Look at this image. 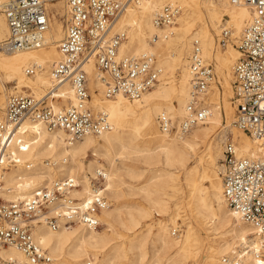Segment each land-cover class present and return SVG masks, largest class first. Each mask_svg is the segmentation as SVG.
I'll list each match as a JSON object with an SVG mask.
<instances>
[{
    "label": "bare ground",
    "instance_id": "obj_1",
    "mask_svg": "<svg viewBox=\"0 0 264 264\" xmlns=\"http://www.w3.org/2000/svg\"><path fill=\"white\" fill-rule=\"evenodd\" d=\"M42 1L45 3L44 6L54 10L51 18L56 20L58 14L53 2L58 0ZM5 2L6 0H0V9ZM128 2L124 8L125 16L118 21L123 11L112 26V32H120L124 35L122 31L124 27L130 28L125 40L118 47L119 58L148 55L149 51L159 49L161 44L176 43L174 46L176 54L171 56V61L161 58L160 54L154 56L155 59L157 58L156 66L160 70L158 83L136 100H128L122 95L107 98L104 95L100 72L94 60H89L84 68L90 94L89 104L94 112L107 115L112 129L98 136L87 135L81 140L70 141L66 133L58 130L48 131L41 122H23L6 147L5 153L15 164L11 170L0 168V196L8 202H23L30 199L32 194L45 184L69 176L77 179L81 185V189L73 190L71 196L82 199L90 193L88 176L84 174L85 169L89 172L95 170L91 177H94L97 171H101L105 175V193L107 192L116 204L112 210H108L109 204V207L98 215L99 223L103 226L102 233L97 231L98 227L88 228L78 223L68 227L62 226L61 220L57 221L59 224L57 230H52L43 219L33 222V239L47 250L50 258L48 264H83L85 260L96 264H186L191 252L196 255L200 250L198 233L189 222L185 223V230L179 239H171L168 231V227L175 226L180 218L182 206L181 203L176 202L175 197L180 191L179 179L183 174L189 205L199 219L207 221L205 225L208 233L215 236L213 246L207 247L205 264H221L219 258L221 260L222 256H230L235 248H244L249 242L252 249L259 248L264 241L253 227L227 206L223 198L222 180L217 174L218 171L221 176L222 172L221 164H217V160L221 158L219 148L221 141L218 137L211 139L214 131L224 120L225 128H229L237 144L235 147L239 156L259 158L264 152L262 144L253 142L244 133L235 129L233 126L235 107L230 102L232 84L230 87L229 81L230 79L233 81V66L240 55L237 48L228 43L237 45L244 28L251 20V10L241 1L233 3L231 0H215L204 4L206 21L217 34L215 37L221 40L224 31L229 35V41L221 52L215 48L214 37L208 35L198 0H128ZM164 3L169 4L165 6L177 8L178 14L170 25L162 27L156 26L154 20L165 6L155 14L152 20L153 26L148 27L150 31L154 29L149 40L155 46L149 48L145 42V29L141 25L148 14L151 15ZM129 4L138 7V10L130 8ZM224 16L228 17L229 21L220 29L221 19ZM50 21L48 15V27L43 33L45 38L43 46L8 53L3 49L8 38V28L3 13H0V51H2L0 107L3 105L6 84L13 83V90L24 94L26 93L19 92V89L21 85H26L32 90L31 95L35 98L46 96L54 87L49 68L60 59L56 48L62 28L50 24ZM196 24L200 28L198 32L193 33L189 48L188 37L192 35L190 32ZM229 25L234 31L228 28ZM177 28L178 32H175L174 29ZM228 29L233 31L232 35ZM235 35L240 36L237 38ZM195 40L200 42L202 56L213 63L214 68L215 83L207 95L209 116L206 123L201 125L203 127L190 135H164L158 129V115L166 114L177 119L176 115H179V118L185 115L190 91L188 58ZM213 51H216L215 62L207 55ZM185 55L187 57L184 62ZM57 56L58 58L53 60ZM172 66H179L181 69L178 80L171 76ZM28 67L37 68L32 77L25 75V69ZM41 69L43 72L38 74ZM216 82L221 85V93L215 89L218 88ZM56 88L55 94L62 98L64 107L74 102L68 82L60 83ZM219 99L221 108L218 105ZM160 102L165 103L166 107L163 108ZM5 106L6 101L0 110H5ZM52 108L54 111L63 109L59 105ZM4 110L0 113V119L4 115ZM202 148H204L201 151L202 156H199ZM89 150H92L91 156L96 159L84 166L82 160ZM123 155H135L150 169L151 179L140 190L146 207L119 204L120 177L116 162ZM100 158H104L108 164L107 172L102 165H99ZM193 160H196L197 165L190 167ZM47 162H51L54 167L49 166ZM97 167L103 168L95 169ZM152 213L161 219L155 225L147 224L151 220ZM165 220H168L169 224ZM175 230L173 227L171 234ZM172 236L176 235L172 234ZM190 248L194 249L190 250ZM0 258L5 261L4 264L11 262L27 264L24 254L13 245L0 247ZM239 264L261 263L247 253L240 259Z\"/></svg>",
    "mask_w": 264,
    "mask_h": 264
},
{
    "label": "built area",
    "instance_id": "obj_2",
    "mask_svg": "<svg viewBox=\"0 0 264 264\" xmlns=\"http://www.w3.org/2000/svg\"><path fill=\"white\" fill-rule=\"evenodd\" d=\"M231 1H241L252 12L251 20L235 46L240 56L233 66V126L264 147V0ZM65 3L64 31L57 47L60 59L50 72L54 87L42 98L13 93L6 99L4 115L0 119L2 169L15 164L5 151L25 121L41 122L48 131H62L70 141L81 140L87 135L98 136L112 129L107 115L96 113L90 107L84 69L89 60H94L100 72L107 98L122 95L128 100H136L159 81L160 70L154 56L119 58L117 55L125 35L112 32V26L128 0H65ZM0 10L8 28L5 52L31 50L44 45L48 14L42 0H6ZM177 14V8L165 6L154 23L158 27L170 25ZM228 41L226 31L221 40H217L219 46ZM187 68L190 91L185 115L178 119L158 115V129L164 135L184 136L193 128L204 125L208 119L207 95L215 83V75L213 63L202 56L198 40L193 42ZM36 69L26 68L25 75L32 77ZM63 82L69 83L74 102L54 111L51 103L62 101L55 94L56 86ZM216 135L222 147L223 198L227 206L253 227L264 241V152L259 158L239 156L229 134L223 135L220 129ZM47 163L54 167L51 162ZM87 181L90 193L82 199L71 196L73 190L81 189L77 179L64 176L45 184L26 201L1 202L0 245L15 246L24 254L27 264H48L47 251L33 239V222L43 219L52 230L59 228L58 220L66 227L76 223L88 228L99 227L98 215L109 207L105 196V175L97 171L94 177L88 175ZM172 234L176 235L177 230ZM250 244L235 248L230 256H222L221 264H239L247 253L264 264V244L257 249H252ZM83 264L94 263L85 260Z\"/></svg>",
    "mask_w": 264,
    "mask_h": 264
},
{
    "label": "rangeland",
    "instance_id": "obj_3",
    "mask_svg": "<svg viewBox=\"0 0 264 264\" xmlns=\"http://www.w3.org/2000/svg\"><path fill=\"white\" fill-rule=\"evenodd\" d=\"M122 1H125V0H122ZM208 1L215 2V0L214 1L213 0H198L199 10L201 12V17H202L203 21L205 22V26L207 28L208 35L211 36V38L214 37V39H215V48L221 50V52H222L223 47L225 45H227V44H221L222 46H219L220 44L218 45V42H217L218 39L215 37V35H217V34L211 29L210 25L206 21L207 19H206V11L204 9V4H206V2H208ZM53 3H54V5L57 8L56 13L58 14V16L56 17V20H53V18H51L52 15H53L52 12L54 10L53 9H50V8H48L46 6H45V8L47 10V13L49 15V18L51 19L50 24H53L55 26L56 25H59L62 28V34H61V37L59 39V41H60L61 38H62V36H63V31H64L63 24H64V19H65V12H66L65 11V0H58V1H54ZM44 5H45V3H44ZM129 5H130V8L135 9V10H138V7H136V6L132 5V4H129ZM165 5H169V4L168 3H164L163 5H161V7H159L151 15L148 14L146 16L143 24L141 25L143 27V29H145V34H146L145 42H146V44L148 45L149 48H154V46H155V44H153L149 40L150 34L154 31V29H152L150 31L149 28H150V26H153L152 20H153L155 14L160 9H162ZM176 5H179V3H176ZM0 13H1V11H0ZM125 14H126V11L123 12V14L118 19V21L121 20L125 16ZM136 17H138V16H136ZM228 21H229L228 20V17L224 16L221 19L220 29L224 28V26L226 25V22H228ZM199 28L200 27H199L198 24H196V25H194L192 27V30L190 32V33H192V35H190L188 37V42H187L189 44L188 45L189 48H190V43H191L192 37L194 36L193 33L198 32L199 31ZM228 28H231L232 29V26L229 25ZM129 29H130L129 26H126L122 30L125 33V37H126V33H127V31ZM162 29H165V28H162ZM231 29H228V31L232 35L234 30L232 29L233 31H231ZM114 30H116V29H114ZM177 30H178V28L177 29H174L175 32H178ZM224 34H226V33H224ZM235 36L238 38L240 35H235ZM169 40H170V37H169ZM169 40H167V41H169ZM167 44H161L159 49H157L156 51H153V52H150L149 51L150 54L149 53H147V54L148 55H152V56H155L156 54H160L161 55L160 56L161 58H163V59L164 58L165 59L167 58L166 61H171V59H172L171 56L173 54H176V50H175L176 47H174L176 43H174V44L173 43H171V44L170 43H167ZM228 44H232V46L235 47V45L233 43H230L229 42ZM57 50L58 49L56 48V51ZM1 52L2 51H0V53ZM215 53H216V51H213V53L207 54L209 56V58H211V60H214V62H215V59H214ZM186 57H187V55H185L184 62L186 61ZM57 58H58V56L55 59H53V60H56ZM156 61H157V58H156ZM172 67H171L172 69L170 71L171 74H172L171 76H173L176 80H178L180 78V76H181V69H180L179 66H172ZM23 69H24V67H23ZM50 70H51V68H49V73H50ZM42 72H43V69H41L40 72H38V74H41ZM25 79H27V77ZM229 82H230V87H231L232 79H230ZM216 86L218 88H215V87L214 88L217 90L218 93H221V90H222L221 89V85L216 82ZM13 87H14V84L13 83L6 84L5 85V90H4V95L5 96L3 98V105H2V107H4V103H5L7 97L10 94H13V93L18 92V90H13ZM27 87L28 86H26V85H21V88L22 89L20 88L19 89V92L22 91V92H25L26 94H31L32 93V90L30 88H27ZM49 88L46 90L47 92H48ZM46 91H45V93H46ZM232 96H233V94H232V88H231V99H230V102H231V105L233 106V104H232ZM0 97H1V95H0ZM172 102H174V101L172 100ZM160 103H161V105H162L163 108L166 107V106H164L165 103H163V102H160ZM55 105H59L60 107H64V104L62 102L59 103V104L57 102L51 103V106L52 107L55 106ZM174 105H175L176 108H178L177 105H176V103H174ZM218 105L221 108L222 105H221V100L220 99L218 100ZM65 106H67V105H65ZM2 107H0V109H2ZM3 110H0V113ZM176 117L179 118V115H176ZM155 121H156V119H155ZM200 127H203V126H199V127L195 128L194 130H192L187 135H190L193 131L197 130ZM225 127H226V123L223 120L222 123H221V125L219 127H217V129L214 131L213 135L211 136V139L217 138V135L216 134H217L218 130H220V129H221V133L223 135H225L227 133L232 138V135L229 132L230 131L229 128L227 129ZM223 128H225V129H223ZM157 131H158V129H157ZM158 133L161 134L159 131H158ZM140 134L143 135L142 132H140ZM141 139H144V138L141 137ZM213 142H215V140H213ZM233 143L237 147V144H236V142H235L234 139H233ZM219 148H220V154H221V158H222V147H221V143H220V147ZM202 150H204V148H202L200 150L199 156H202V152H201ZM91 154H92V150H89V151L86 152L85 158L82 160V162H84V166H87L88 163H90V162H92V161H94L96 159V158L92 157ZM221 158H219L217 160V164L218 165L221 164L220 163ZM99 165L100 166L102 165L104 168L103 167H97L95 169L103 168L107 172V170H108V164L106 163V161L104 160V158H100ZM196 165H197L196 160H193L191 162V164H190V167L191 166H196ZM12 166H10L8 169L11 170L13 168ZM116 167L119 169V177H120V182H118V184L120 186V192H121V197L118 200L119 201V204L120 205H126V206H129V207L130 206L146 207L147 206L146 203L141 198L140 190H141V188L143 186L147 185V182H149V180L151 179V175L152 174L149 172L150 169L147 168L146 166H144L135 155H123V156H121L118 159V162H116ZM94 171L95 170H92L91 172H89V171H87L85 169L84 174H87V176L88 175L93 176ZM217 174L221 178V176H220V174H219L218 171H217ZM179 187H180V191L177 193L175 199H176V202L177 203H181L180 206H182V209H181V213H180V218H179V220L176 221V225L177 226L175 225V226H169L168 227V229H169L168 230L169 231V236H170L171 239H179V237L183 234V231L185 230V223L189 222V225L191 227H193L196 230V232L198 233V236L200 238V242L201 243H200V248H199L200 250L197 252L196 255H194V253L191 252V254L189 255V259H188V261H187L186 264H205L204 259L207 256V252H206L207 247L213 246V239H214L215 236L212 233H208L207 227L205 225V222H207V221L206 220L204 221L203 219H199L195 215V212H193V208L189 205V203H188L189 199L187 198L188 197V192H187V188H186V185H185V180H184L183 174H182V176L179 179ZM138 188H139V190H138ZM105 196L107 197V200H108V202L110 204V207L108 208V210L109 209L112 210L116 204L113 201V199H111L109 197V194L107 192L105 193ZM9 201H12V200H9ZM1 202H8V201H6L3 197L0 196V203ZM159 220H161V219L158 218V217H156L155 216V213H152L151 220L147 224L155 225V223H157ZM165 222L167 224H169V221L168 220H165ZM173 227H174V229L177 230L176 236H172V234H171V231H172ZM97 229H98L97 231L99 233H102L103 232V226L101 224H100V227H98ZM0 247H2V246H0ZM193 249L194 248H190V250H193ZM219 261H220V258H219ZM4 262L5 261L0 258V264H4ZM93 262H95V261H93ZM94 264H96V262Z\"/></svg>",
    "mask_w": 264,
    "mask_h": 264
}]
</instances>
